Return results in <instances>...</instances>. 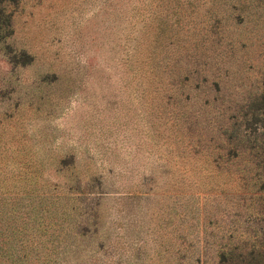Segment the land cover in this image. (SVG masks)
Here are the masks:
<instances>
[{"label":"rangeland","instance_id":"rangeland-1","mask_svg":"<svg viewBox=\"0 0 264 264\" xmlns=\"http://www.w3.org/2000/svg\"><path fill=\"white\" fill-rule=\"evenodd\" d=\"M9 11L0 264H264V0Z\"/></svg>","mask_w":264,"mask_h":264},{"label":"trees","instance_id":"trees-1","mask_svg":"<svg viewBox=\"0 0 264 264\" xmlns=\"http://www.w3.org/2000/svg\"><path fill=\"white\" fill-rule=\"evenodd\" d=\"M18 0H0V40H5L13 35L12 12L9 7ZM55 251H45L38 254V264H56L54 261ZM223 255V254H222Z\"/></svg>","mask_w":264,"mask_h":264}]
</instances>
